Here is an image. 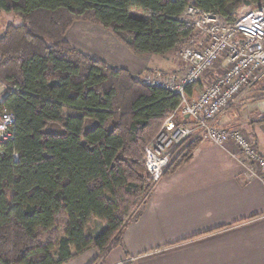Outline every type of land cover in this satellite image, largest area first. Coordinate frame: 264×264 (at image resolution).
<instances>
[{
	"label": "trees",
	"instance_id": "16d2710c",
	"mask_svg": "<svg viewBox=\"0 0 264 264\" xmlns=\"http://www.w3.org/2000/svg\"><path fill=\"white\" fill-rule=\"evenodd\" d=\"M244 2L263 0H0V12L22 20L0 36V112L16 116L0 146V264H64L89 249L99 253L92 264L106 262L156 183L146 147L182 101L72 45L74 22L100 23L136 55L165 54L198 34L181 18L188 5L230 23ZM196 88H187L189 99ZM201 140L191 135L174 147L163 175ZM96 218L105 228L86 236ZM50 230L58 233L45 242Z\"/></svg>",
	"mask_w": 264,
	"mask_h": 264
},
{
	"label": "crops",
	"instance_id": "0c3cea01",
	"mask_svg": "<svg viewBox=\"0 0 264 264\" xmlns=\"http://www.w3.org/2000/svg\"><path fill=\"white\" fill-rule=\"evenodd\" d=\"M195 37L197 46L204 44L203 36ZM110 41L107 54L89 53L136 78L146 69L170 77L183 72L171 52L136 55L117 39ZM262 86L228 108L215 125L242 130L264 155V93L254 96ZM122 238L123 245L103 264H264V180L249 177L234 141L220 145L203 137L190 160L155 183ZM98 256L89 249L64 264H92Z\"/></svg>",
	"mask_w": 264,
	"mask_h": 264
},
{
	"label": "built area",
	"instance_id": "2783aa9c",
	"mask_svg": "<svg viewBox=\"0 0 264 264\" xmlns=\"http://www.w3.org/2000/svg\"><path fill=\"white\" fill-rule=\"evenodd\" d=\"M181 18L195 26L204 44L193 39L180 51L187 67L182 77L161 74L141 79L178 93L182 101L164 121L159 133L146 147V167L157 182L168 166L174 147L191 135L200 134L216 144L234 141L240 149L242 163L249 177L264 180V155L254 140L240 129H220L216 119L255 86L264 83V0L255 8L241 12L233 22L224 21L216 11L188 5ZM203 84L202 90L189 99L187 88ZM1 98V97H0ZM179 115L186 121L179 122ZM16 116L5 109L0 112V146L14 135Z\"/></svg>",
	"mask_w": 264,
	"mask_h": 264
},
{
	"label": "rangeland",
	"instance_id": "374dc122",
	"mask_svg": "<svg viewBox=\"0 0 264 264\" xmlns=\"http://www.w3.org/2000/svg\"><path fill=\"white\" fill-rule=\"evenodd\" d=\"M251 8H255V6L253 7L252 5L248 4L247 2H244L243 8L240 11V13L243 11H246L248 9H251ZM21 21H22L21 18L19 16H17L15 13L1 11L0 12V34H2V32L4 31V28L6 25H8L10 23L19 24V23H21ZM66 38L72 45H74L75 47L81 49L82 51H84L88 54H91L89 52H92L93 54H107L109 47L112 45V43L110 41L111 38L117 39L119 44H123L126 47H128L124 42H122L118 37H116L115 34L110 29L104 27L103 25H101L98 22L89 21V20H77V21H75L74 24L72 25V27L67 32ZM196 39H197V41H199V38L193 37V40L196 41ZM190 43H191L190 40H188V41L186 40L184 43H182L180 45V47L178 49L171 52L173 59H175L176 62L179 64V67H181V71L183 70L182 74L175 76L176 78L182 77L187 72V67H186L185 63L180 58V51L184 47L189 46ZM197 43L198 42H195V44H197ZM93 54H91V55H93ZM93 56H95V55H93ZM95 57H97V56H95ZM97 58L100 60H103L100 57H97ZM103 61H105V60H103ZM105 62L108 63L107 61H105ZM166 73H168V72H164V71L159 70V69H157V70L146 69V70L138 73L137 78L141 80V79H144V77L147 75L153 76L155 74H161L162 76H167ZM167 77H170V76H167ZM202 88H203V84L199 83L197 85L196 91L199 93L202 90ZM3 90H4V88H3L2 84L0 83V92ZM262 93H264V86H262L261 90L258 91L257 95L254 94V96L257 97L259 95H263ZM239 101H237V102H239ZM237 102L235 104H237ZM193 137L203 138L201 133L197 134V135H193ZM104 228H105V223L102 220L96 218L86 228L85 234H86V236L95 235V234H98L99 232H101ZM52 231H54V230H50V231L44 233V240H46L45 242H47L52 237H55L56 236L55 233H58V232H55L53 234ZM59 234H60L59 237H61L62 233H59ZM100 264H103V261H101Z\"/></svg>",
	"mask_w": 264,
	"mask_h": 264
}]
</instances>
